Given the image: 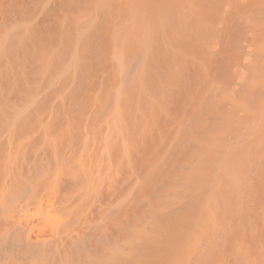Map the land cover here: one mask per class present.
Wrapping results in <instances>:
<instances>
[{
    "label": "bare ground",
    "instance_id": "6f19581e",
    "mask_svg": "<svg viewBox=\"0 0 264 264\" xmlns=\"http://www.w3.org/2000/svg\"><path fill=\"white\" fill-rule=\"evenodd\" d=\"M117 6L88 114L0 84V264H264V0Z\"/></svg>",
    "mask_w": 264,
    "mask_h": 264
},
{
    "label": "rangeland",
    "instance_id": "374dc122",
    "mask_svg": "<svg viewBox=\"0 0 264 264\" xmlns=\"http://www.w3.org/2000/svg\"><path fill=\"white\" fill-rule=\"evenodd\" d=\"M119 1L0 0V84L8 86L3 78L20 70L27 75L14 91L20 95L6 97L88 114L96 95L116 88L113 35L132 16ZM85 33L93 37L90 45ZM77 64L82 74L74 86Z\"/></svg>",
    "mask_w": 264,
    "mask_h": 264
}]
</instances>
